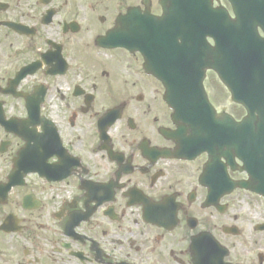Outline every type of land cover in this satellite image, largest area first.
Masks as SVG:
<instances>
[{
    "label": "flooded vegetation",
    "instance_id": "obj_1",
    "mask_svg": "<svg viewBox=\"0 0 264 264\" xmlns=\"http://www.w3.org/2000/svg\"><path fill=\"white\" fill-rule=\"evenodd\" d=\"M188 2L0 0V264H264V130L260 197L237 186L259 150L174 135L163 83L113 45L165 17L176 35L153 43L182 49ZM205 86L244 118L214 72Z\"/></svg>",
    "mask_w": 264,
    "mask_h": 264
},
{
    "label": "water",
    "instance_id": "obj_2",
    "mask_svg": "<svg viewBox=\"0 0 264 264\" xmlns=\"http://www.w3.org/2000/svg\"><path fill=\"white\" fill-rule=\"evenodd\" d=\"M188 29H190L189 26ZM229 32L232 34V30ZM210 34L212 33L208 31L203 36L205 46V37L210 36ZM187 36H191V34ZM140 38L147 39V36H140ZM196 46H199L198 42ZM140 50L145 57L147 72L164 81L167 90L166 101L174 112L172 119L178 127L177 135H180L187 142L193 141L208 149L215 146L213 144L216 136L221 137L224 134L240 133L249 126H252L255 130V127L259 128L264 124V46L257 36L234 35L229 44V54L227 56L229 67L234 68L229 75H227V71L222 73L220 67L216 64H209L207 67L213 68L219 74L222 82L232 92L233 101L242 104L250 112V116L241 124H233L232 120H228L229 128L226 125H221V127L226 128L225 132L221 130L217 132L214 128L216 121L225 118L218 117L208 102L203 87L205 68L199 76L196 74L197 68H199L197 66V56L204 50L203 54L207 55L208 60H210L209 51L205 48L201 51L199 47H194L192 53L196 57L189 55L188 50L178 53L181 57L186 56L187 62L185 64L181 61V65L177 66V69L181 68V73L169 75L167 71L176 68V66L172 62L168 63L166 58L168 52L165 50H156V52H151L148 49ZM227 57H224L223 60ZM221 58L222 54L218 53V64H221L219 61ZM258 59L259 61L255 63ZM177 79L184 82L177 84L174 82ZM222 141V139L219 140L220 143ZM242 186L250 188L245 184ZM253 190H255V187ZM257 192L262 194V191Z\"/></svg>",
    "mask_w": 264,
    "mask_h": 264
}]
</instances>
